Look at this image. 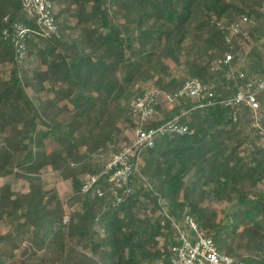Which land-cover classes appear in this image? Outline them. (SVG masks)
Wrapping results in <instances>:
<instances>
[{"label":"trees","instance_id":"trees-1","mask_svg":"<svg viewBox=\"0 0 264 264\" xmlns=\"http://www.w3.org/2000/svg\"><path fill=\"white\" fill-rule=\"evenodd\" d=\"M51 1L57 34L46 37L21 0H0V179L28 186L0 184V264H170L166 213L192 216L242 264H264V146L249 107L227 104L264 74V0ZM236 19H246L236 35L218 24ZM15 23L29 29L22 59ZM228 52L232 61L216 67ZM230 68L245 78H228ZM193 77L213 92L204 106L180 98L146 122L132 112L147 88L175 93ZM177 118L188 131L142 151L121 203L103 176L82 191L128 127ZM46 167L70 182L67 198L46 188Z\"/></svg>","mask_w":264,"mask_h":264},{"label":"built area","instance_id":"built-area-1","mask_svg":"<svg viewBox=\"0 0 264 264\" xmlns=\"http://www.w3.org/2000/svg\"><path fill=\"white\" fill-rule=\"evenodd\" d=\"M26 13L35 18L36 25L46 37L57 34V24L52 14L51 0H21ZM246 19H236L232 22H219L221 26H226L231 35L239 34L242 24ZM14 40L18 58L22 59L26 50V39L28 36V26L24 23L14 24ZM5 34L7 31L4 32ZM233 59L231 52L225 54L223 59L216 62L229 64ZM230 68L227 77L233 79H244L245 74ZM213 92L209 86L199 78L193 77L184 82L182 87L175 93L167 92L157 87L147 88L142 94L135 97L131 102L132 112L142 121L158 120L162 117L161 112L156 110V106L163 108L173 107L180 98H190L198 102V106H204L201 100L211 97ZM264 95V74H256L247 80L237 94L227 101V104L240 105L244 103L250 109V120L252 127L261 136V143L264 146V114L261 111V96ZM211 102V101H210ZM209 102V103H210ZM186 111L183 112V115ZM188 126L180 119L169 120L157 127L136 126L130 137L129 143L122 146L116 153L112 151L105 159V165L99 174H87L84 178L82 191L88 192L97 184L100 177H106L114 187V203L117 205L133 193L130 185L133 175L140 174V156L143 150L154 147L157 142L167 132L186 133ZM122 191V192H120ZM166 215L171 219L172 227L175 230L176 241L170 244V264H242L235 257L223 253L219 250L211 236L206 231L200 229L197 222L190 215H186L182 221Z\"/></svg>","mask_w":264,"mask_h":264},{"label":"rangeland","instance_id":"rangeland-1","mask_svg":"<svg viewBox=\"0 0 264 264\" xmlns=\"http://www.w3.org/2000/svg\"><path fill=\"white\" fill-rule=\"evenodd\" d=\"M249 46H251V44H248ZM171 66H173L171 64ZM237 70L239 68V65H237L235 67ZM173 69V72L176 74V75H180L181 74V71H182V67H177V68H172ZM140 86L142 88L144 87H150L151 86V82H150V86L148 85H143V84H140ZM29 93L30 94H33L32 91L29 90ZM44 97H46L45 94H43ZM129 128V127H128ZM126 129L125 132L120 136V147H122L125 142V139L124 137H128L129 140H130V137L132 136L133 134V129ZM84 149V148H82ZM109 156V153H105V154H101L99 155V157L101 158L100 160H105L107 159V157ZM88 173L85 174V176L87 175ZM41 175L43 177V181L45 182L46 184V188L47 189H56V191L59 193V195L62 197V198H67L69 195H70V191H71V184L69 181H65L61 178V176L55 172L54 170H52L50 167H46V168H43L42 169V172H41ZM7 179L8 181H10L12 183V188L13 190L15 191H26L28 186L26 184V182L22 179H17L14 177V175H11V176H8L7 178H4V179H0V184H2V182H4V180ZM67 219V218H66ZM6 228L1 226L0 225V231L3 232L5 231ZM244 252V250H241L240 253L242 254Z\"/></svg>","mask_w":264,"mask_h":264}]
</instances>
